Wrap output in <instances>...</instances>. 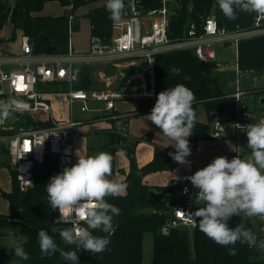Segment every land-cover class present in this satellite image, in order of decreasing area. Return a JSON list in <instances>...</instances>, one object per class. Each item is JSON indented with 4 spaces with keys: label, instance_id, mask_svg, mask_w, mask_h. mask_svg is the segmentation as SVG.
<instances>
[{
    "label": "built area",
    "instance_id": "built-area-1",
    "mask_svg": "<svg viewBox=\"0 0 264 264\" xmlns=\"http://www.w3.org/2000/svg\"><path fill=\"white\" fill-rule=\"evenodd\" d=\"M125 2L126 10L121 20L112 23L111 38L92 34L87 51L78 52L70 43L65 53L38 51L26 35L17 39V51L6 50L0 43V99L15 98L19 106L18 111L0 122V164H6L4 159L8 158V165L16 172L22 191L26 192L34 184L36 168L43 165L48 157L56 166L55 174L73 164L74 140L89 122L76 115V109L82 113L92 112L93 117L102 119L115 110L119 101L154 98L158 90L157 57L171 51L190 50L203 62L217 63L218 44L235 46L238 78L236 88L228 95L235 100V110L227 116L228 120H215L214 129L210 132L212 138L222 137L230 128L235 130L237 137L246 135L238 124L264 119L260 107L251 106L247 101L251 91L240 86L245 71L238 63L241 41L264 37V13L254 12L248 27L236 25L232 28L221 25L212 13L201 21H189L183 35L171 36L172 23L181 9V0ZM67 7L70 9L71 35L79 18L73 3ZM92 65L112 66L117 69L118 77L113 81L109 79L107 87H76L80 70ZM52 86H69L70 89L57 91ZM55 96L64 98L68 108L66 116L54 112L52 100ZM226 120L231 124L229 127ZM204 166H198V169ZM185 187L187 193L184 192ZM180 192L186 200L176 201L170 208V217L160 229L163 234H169L175 228L191 230L198 224V217L194 220L186 216L199 207L193 199L197 189L191 183H184ZM89 203L85 201L76 209L77 227H87L86 211L84 218L80 214ZM59 216L57 208L56 221ZM256 217L254 220V216H246V221L264 235V217ZM58 223L73 226L70 221Z\"/></svg>",
    "mask_w": 264,
    "mask_h": 264
},
{
    "label": "trees",
    "instance_id": "trees-1",
    "mask_svg": "<svg viewBox=\"0 0 264 264\" xmlns=\"http://www.w3.org/2000/svg\"><path fill=\"white\" fill-rule=\"evenodd\" d=\"M50 1H59L64 6L73 3L76 10L88 0H17L14 6L9 4V0H0V20L5 21L10 17L14 28L13 35L21 29L35 43L38 51L65 53L68 52L70 43L69 12L65 11L62 15L39 14L38 12L42 11L45 4ZM181 1V9L172 23L171 36L183 35L189 21H201L212 13L217 16L221 25L229 28L236 25L248 27L254 17V12L238 10L234 19L227 18L221 12L216 0ZM105 3L91 8L85 15L90 19L91 35L96 34L110 39L113 20L109 17ZM41 34L49 35L58 46V50L41 45L38 42ZM238 63L244 71L261 72L264 69L263 36L241 41ZM216 65V62H203L190 50L171 51L157 57V93L179 83L190 88L195 95L192 107L196 123L193 133L188 137L191 151L198 148L202 139L210 137V123L200 119L199 105L204 106L210 121L212 114L232 115L235 110V100L228 96L232 90L227 91L225 84L211 75V69ZM173 67L181 69L179 75L171 71ZM92 70V67H83L80 70L76 87L92 89L97 86ZM250 91L262 94L264 88L250 89ZM155 100L156 96L138 100V106L132 111L131 116L150 112ZM260 110L264 113V107H260ZM144 138L151 141L150 135ZM122 140L121 136H117L112 139L108 147L115 151H124L130 160V170L125 179L127 192L116 197H105L106 201L119 207L121 213L113 218L115 226L113 233L92 230L96 235L109 237L110 244L106 250L89 253L77 249L75 245H65L60 239L59 230L66 225L56 221L57 209H52L47 200L45 186L49 177L56 171V166L48 157L43 165L36 168L35 184L27 192L21 191L14 170L11 191H2L9 202L10 212L9 215L0 213V228L3 226L19 228L15 234L25 238L20 245L29 253L30 258L21 260L15 256L9 246L0 249V264H66L59 251L50 256L41 253L37 237V232L41 228L55 239L60 248L77 251L80 264H140L143 260L144 235L147 232L153 233V264H262L264 262L261 259L264 252L240 242L228 246L218 244L200 231L198 224L191 230L175 228L169 234H163L160 229L170 217V208L176 203L174 197L176 189L173 186H150L143 179L149 173L172 169L175 160L169 155V150L155 146L154 158L144 166H139L135 147L140 139H133L129 144ZM110 179L116 180L114 163H111ZM155 188L158 191L165 190L167 196L161 203L151 205L148 196L150 190ZM161 209L163 212H160ZM229 223L233 227L242 224L256 232L259 237H264L256 226L246 221L244 215L234 216ZM230 247L236 249L235 255H229Z\"/></svg>",
    "mask_w": 264,
    "mask_h": 264
},
{
    "label": "clouds",
    "instance_id": "clouds-1",
    "mask_svg": "<svg viewBox=\"0 0 264 264\" xmlns=\"http://www.w3.org/2000/svg\"><path fill=\"white\" fill-rule=\"evenodd\" d=\"M216 3L224 16L230 19L236 17L238 10L264 13V0H216ZM105 7L110 19L119 22L125 13L126 2L106 0ZM171 71L179 75L181 69L173 67ZM194 101L193 91L178 83L157 93L154 106L145 115L172 141L166 145L175 149L169 155L180 164H190L187 159L191 154L188 137L196 123L192 107ZM18 110L15 98L0 99V122ZM238 128L247 136L249 155L246 159L239 155L231 159L214 157L206 166L187 176L186 179L197 189L193 199L199 207L186 216L194 220L198 217L199 230L218 244L228 246L240 242L264 252V237H259L242 224L233 227L229 223L234 216L264 217V119L238 124ZM111 162V154L105 151L78 155L76 163L49 177L45 191L51 208L59 209L57 222L70 221L73 225L59 230L65 245L99 253L110 244L108 236L96 235L92 230L113 233V218L121 213L119 207L105 200L106 196L123 195L127 188L126 183L110 179ZM187 191L185 187L184 192ZM85 201L91 203L80 215L84 218L86 211L87 227H77L76 209ZM37 237L43 255L50 256L59 251L66 264H80L77 251L60 248L45 229H39ZM10 247L21 260L30 258L15 238L10 241ZM228 252L235 255L236 249L230 247Z\"/></svg>",
    "mask_w": 264,
    "mask_h": 264
},
{
    "label": "rangeland",
    "instance_id": "rangeland-1",
    "mask_svg": "<svg viewBox=\"0 0 264 264\" xmlns=\"http://www.w3.org/2000/svg\"><path fill=\"white\" fill-rule=\"evenodd\" d=\"M17 0H9V4L11 6H14ZM106 2V0H88L86 4L80 6L78 9L75 10V12L78 13L79 19L78 21H82V27L75 28L74 32L71 35L73 37H78L80 42L85 41V43L89 41V32L87 28V24H90V19L85 15L91 8H94L96 6L102 5ZM64 7H67L60 4L59 2H50L47 4L45 8H43V14H49L53 15L51 13H58L59 15L63 13L65 10ZM50 10V11H49ZM51 12V13H50ZM57 15V14H55ZM13 23L11 21V18L9 17L8 19L0 20V43H2L3 48L6 50L10 51H17L19 49V42L18 41H7L8 38L13 36ZM74 34V35H73ZM16 36H20L19 30L16 31ZM19 36L17 38H19ZM83 40V41H82ZM216 51L219 55V58L217 59V64L215 68L211 69V75L214 77L219 78L224 84H225V89L227 91L234 90L236 88V80L238 78V70L236 66V55H235V46L231 43L225 44L221 43L216 46ZM222 55V56H221ZM92 76L95 81V83L98 86L101 87H107V81L111 79V81L115 80L118 77V74L112 70V68H109V66H99V65H92ZM103 72V76H100V73ZM111 77V78H110ZM262 77V83L259 84L257 82V85L254 83V79L256 78H261ZM240 86L242 89H258V88H264V69L261 72H251V71H245L243 77L240 80ZM53 90L57 91H66L69 90V86H62V87H56L52 86ZM260 98L262 100L264 98V93L262 94H255L252 93L249 95L247 98L248 103L251 106L257 105L261 106V104L257 101V99ZM53 110L54 112L59 115V116H66L68 113V108L65 104L64 98L61 96H55L53 98ZM122 103H127L128 101H121ZM264 104V103H263ZM125 106V105H124ZM127 107V106H126ZM125 107V108H126ZM77 108V106H76ZM199 111H200V119L204 122L210 123L209 116L204 108L203 105H199ZM139 114V115H143ZM76 115H78L80 118L84 120H90L93 118V113L92 112H80L78 109H76ZM135 115V116H139ZM133 116V117H135ZM220 118H227L225 115L221 116ZM228 120V119H227ZM225 121L226 123H229V121ZM118 121L121 122V124L124 122V120L119 119ZM105 122L103 126H109L113 127L116 120H106L102 121ZM88 127H90L89 132H85L83 134V141L85 139V147L88 150V155H94L97 152L100 151H105L111 154L112 156V162L114 163V160L118 159V157H115V152L114 149L107 147V145L112 141L114 137H117L116 135H113L112 133L116 132H122L124 130V127L122 126L121 130H117L114 128L109 129V128H104V129H99V127L96 126L99 125V122H89ZM211 125L213 126V121L211 122ZM123 133V132H122ZM76 139V138H75ZM239 140L242 142H247V136H242L239 138ZM76 141L74 140V143ZM84 144V143H83ZM249 149L248 150H241L243 153L242 158H247L249 155ZM5 158V157H3ZM6 161V164L1 165L0 164V213L4 215H9V202L8 200L3 196L2 191H10L12 187V169L11 165L9 166V160L8 158L4 159ZM35 184V182H34ZM34 184L30 187L32 188ZM29 188V189H30ZM27 189V191L29 190ZM155 190H157L155 188ZM22 191V190H21ZM26 191V192H27ZM24 192V191H23ZM175 200L177 202H184L186 200V196L183 195L180 191L175 192ZM163 208V207H162ZM160 212H163L161 209ZM256 216H254V220H256ZM14 220V219H13ZM66 227H70V225H66ZM19 228L17 227H1L0 228V249H3L5 247L10 246V241L15 238L17 241V244L22 243L25 241L24 237L18 236L16 231ZM261 259H264V256L261 257ZM16 264V263H14ZM140 264H153V233L152 232H147L144 235V241H143V260Z\"/></svg>",
    "mask_w": 264,
    "mask_h": 264
},
{
    "label": "crops",
    "instance_id": "crops-1",
    "mask_svg": "<svg viewBox=\"0 0 264 264\" xmlns=\"http://www.w3.org/2000/svg\"><path fill=\"white\" fill-rule=\"evenodd\" d=\"M50 2H59V1H50ZM50 2H47L44 8ZM64 8L65 10L63 11V13L65 11L69 12L70 9H68V7H64ZM38 13L43 14V12L41 13L38 12ZM63 13H61L60 15H62ZM51 14L59 15L58 13H51ZM43 15H49V14H43ZM81 22L82 21L80 20L76 23L74 30L76 27H80L81 29L82 24H83V22L82 24ZM87 28L89 32L88 43L87 42L85 43V41L83 40H82L83 42H80L78 37L72 36V39H71L72 34L70 35V39H71L70 44L72 45L74 50L78 52L87 51L89 48V42H90V36H91V24H87ZM18 30L20 34L25 35L21 29H18ZM22 35L20 36L18 35L19 38ZM18 36L13 35L12 37L8 38L7 41H18L17 40ZM235 55H236V49H235ZM218 58H219V55H218ZM236 59H237V55H236ZM109 68H112V70H114V72L117 73V69H114L112 66H109ZM101 75H103V72L100 73V76ZM262 80H263L262 77L256 78L254 79V83L256 85H257V82L261 84ZM113 86H115V84ZM245 90H250V89H245ZM124 101H128V102L127 103H124V102L122 103L121 101L117 102L115 110L112 113L108 114L106 117L102 119L100 118L96 119L95 117H93L91 121L89 120V122L98 121L101 126L97 124L96 126L99 127V129L109 128L112 130V128H114V130L115 129L121 130L123 126L124 127V130L122 131L123 133L116 132L112 134L116 136H121L123 139L122 141L125 142L126 144L131 143L133 139H140V141L137 143L135 147L136 159H137L139 166H144L145 164L149 163L154 158L155 146H161L169 150L170 152L175 151L172 145L166 146L172 141L169 140L166 136H164L162 132H160V129L158 126H156L152 121L147 120L145 115L148 114L149 112L144 113L143 115L135 116V117L131 116L132 111H134L138 106V101L136 100H124ZM257 101L261 104L260 107H264V104L261 103L260 98H258ZM212 116L213 114L211 115L213 126L211 125V122H212L211 121L210 122V127H211L210 132L214 129L215 120L219 119L221 116H224V115L216 116L215 118H213ZM225 116L227 117L228 115H225ZM119 119L124 120V122L121 124V122L118 121ZM103 120L104 121L116 120L117 122H115L113 127H109V126H103L105 124V122H102ZM89 122H87V124L83 126V133L80 136H77L75 139L76 141L75 142V157H74L73 164L76 163L78 159V155H88V150L85 147V139L83 141L82 136L86 131L89 132L91 129L90 127H88ZM230 125H231L230 123L227 124L228 127ZM146 135H150L151 141L144 138ZM241 137L242 136L237 137L235 130L230 128L229 130L225 131L222 137L220 138H212L210 136L208 139H202L199 142L198 148L195 151H191L190 156L187 158L190 161V164H180L176 162L172 169L160 170V171L149 173L144 177L143 181L150 186H156V187L157 186H173L174 187L176 184H179V183L190 184L191 182L187 180L186 177L194 173L198 169V166L207 165L214 157L225 156L226 154H229L228 156H226L229 159L237 155L242 157L243 153L241 152V150H248V148H247V142L245 143L239 140V138ZM114 152H115V157H118V159L114 160V164L116 167V180L125 183V179L130 170V160L124 151L114 150ZM248 152L250 153V150ZM126 192H127V188H126L125 193Z\"/></svg>",
    "mask_w": 264,
    "mask_h": 264
},
{
    "label": "water",
    "instance_id": "water-1",
    "mask_svg": "<svg viewBox=\"0 0 264 264\" xmlns=\"http://www.w3.org/2000/svg\"><path fill=\"white\" fill-rule=\"evenodd\" d=\"M38 42L43 45L46 46L48 48H51L52 50H58V46L56 45V43L52 40V38L47 35V34H41L39 36ZM261 103H264V99L261 100ZM217 115L213 114V118H215ZM176 161H173V164H175ZM183 183H179L176 184L174 187L177 191L181 190ZM167 196L166 191H158L155 189L150 190L149 192V196H148V201L149 204L153 205V204H157V203H161L162 200ZM264 264V263H262Z\"/></svg>",
    "mask_w": 264,
    "mask_h": 264
}]
</instances>
